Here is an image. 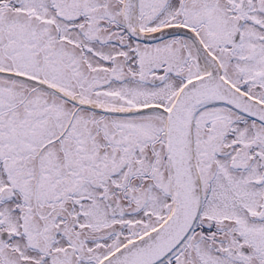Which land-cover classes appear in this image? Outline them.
<instances>
[{
	"label": "snow or ice",
	"instance_id": "snow-or-ice-1",
	"mask_svg": "<svg viewBox=\"0 0 264 264\" xmlns=\"http://www.w3.org/2000/svg\"><path fill=\"white\" fill-rule=\"evenodd\" d=\"M0 264H264V0H0Z\"/></svg>",
	"mask_w": 264,
	"mask_h": 264
}]
</instances>
